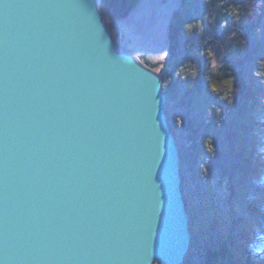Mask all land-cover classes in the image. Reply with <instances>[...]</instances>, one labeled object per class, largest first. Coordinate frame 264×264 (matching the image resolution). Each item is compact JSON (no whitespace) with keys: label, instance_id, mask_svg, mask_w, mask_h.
Returning a JSON list of instances; mask_svg holds the SVG:
<instances>
[{"label":"water","instance_id":"water-1","mask_svg":"<svg viewBox=\"0 0 264 264\" xmlns=\"http://www.w3.org/2000/svg\"><path fill=\"white\" fill-rule=\"evenodd\" d=\"M101 0H0V264H183L161 76Z\"/></svg>","mask_w":264,"mask_h":264},{"label":"rangeland","instance_id":"rangeland-1","mask_svg":"<svg viewBox=\"0 0 264 264\" xmlns=\"http://www.w3.org/2000/svg\"><path fill=\"white\" fill-rule=\"evenodd\" d=\"M204 2L186 0L181 6V0H140L124 19H114L108 14L105 20L117 47L133 53L158 73L170 58L168 25L172 13L181 9L191 15L183 32L197 33L196 44L202 48L205 57L202 99L193 108L177 109L171 102L177 127L174 134L178 146L192 149L181 121L196 115L200 108L202 115L214 117L215 135L220 137L217 143L206 142L197 165L188 171L182 169V189L188 212L193 210L195 215L190 230L194 231L196 242L186 256L188 262H201L203 240L200 236L205 230L201 231V226H207L210 218L217 215L218 232L231 239L230 249L236 255V262H264V10L257 33L247 39L249 45L243 66L234 69L231 77L220 81L216 77L222 74L220 68L225 63L224 38L230 35H216L209 23L213 20H206L203 8L199 12L195 10L194 7L202 6ZM262 3L264 0H259V4ZM235 12L231 8L227 17L232 19ZM197 69L195 64H185L175 76L180 80L195 81L199 78ZM235 74L244 81L250 96L240 100L232 96ZM189 219L191 221L190 213ZM245 232L251 237L248 238ZM243 250L248 254L244 255Z\"/></svg>","mask_w":264,"mask_h":264},{"label":"trees","instance_id":"trees-1","mask_svg":"<svg viewBox=\"0 0 264 264\" xmlns=\"http://www.w3.org/2000/svg\"><path fill=\"white\" fill-rule=\"evenodd\" d=\"M140 0H101L102 8L105 16H112L114 19H124L134 9ZM186 0H181V6L185 5ZM202 6L194 7L197 12L203 8L206 20L210 19L213 22L209 23L212 26L216 35L228 33L224 42L225 47V63L220 68L222 74L217 76V80H223L233 75V70L243 66L246 59V48L249 45L248 37L255 36L257 27L261 23V13L263 3L260 5L259 0H205ZM261 3V2H260ZM235 9V15L232 19L227 17L228 11ZM193 11V10H192ZM195 13V11H194ZM191 19V15L183 12L181 9L174 11L170 17L168 25V46L170 58L161 67L158 74L161 76L163 91L166 93L165 112L169 128L172 132H176L175 117L171 112V102H174V107L193 108L200 99H202L201 80L205 74V57L202 53V48L198 47L196 40L198 35L192 33H184L185 24ZM221 24L223 26H221ZM183 32V33H182ZM182 33V36H180ZM184 34V35H183ZM206 35V34H205ZM204 35V36H205ZM207 36V35H206ZM205 39V37L203 38ZM207 42L215 43L213 39H206ZM218 47L221 49V45ZM185 64H195L198 70L197 80H180L175 74L179 69H182ZM201 78V79H200ZM214 78V77H213ZM246 84L240 78L239 74H235L234 83L231 89V94L235 99H244L250 96L246 89ZM186 108V109H187ZM187 113V112H186ZM214 117H206L197 109L196 115H189L181 121L183 130L187 132L190 138L192 149L179 146L181 156V168L186 171L197 165V160L204 154L205 144L212 141L219 142L220 135L217 133ZM203 161V159H202ZM183 174V172H182ZM191 221L190 225H194V211L190 210ZM219 216L210 218L207 226H201V238L203 240V255L201 262L198 264H239L236 262L235 254L230 249L229 237H222L218 232ZM192 238L190 246L196 242L195 233L191 230ZM245 235L250 238L251 235L245 232ZM199 242H197L198 244ZM250 244V243H249ZM244 255L248 254L247 250H243ZM183 264H195L188 262L187 256ZM246 264H264V262H248Z\"/></svg>","mask_w":264,"mask_h":264}]
</instances>
